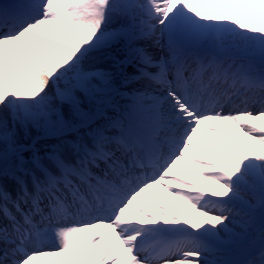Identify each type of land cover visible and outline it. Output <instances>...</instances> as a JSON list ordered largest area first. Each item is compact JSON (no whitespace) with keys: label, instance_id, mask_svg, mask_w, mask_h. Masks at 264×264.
I'll return each instance as SVG.
<instances>
[{"label":"snow or ice","instance_id":"obj_1","mask_svg":"<svg viewBox=\"0 0 264 264\" xmlns=\"http://www.w3.org/2000/svg\"><path fill=\"white\" fill-rule=\"evenodd\" d=\"M49 258L264 264V0H0V264Z\"/></svg>","mask_w":264,"mask_h":264},{"label":"bare ground","instance_id":"obj_2","mask_svg":"<svg viewBox=\"0 0 264 264\" xmlns=\"http://www.w3.org/2000/svg\"><path fill=\"white\" fill-rule=\"evenodd\" d=\"M235 17L237 19H239L241 21V23L244 22L243 18L240 17L238 14L234 13ZM258 23V22H257ZM259 123V122H257ZM233 132H235V126H232ZM201 132H203V135L205 138H207V140L209 141V143L211 144L212 148L216 151L217 155L219 156V161L216 159V157H213L209 151V148L206 144L203 143V141L200 139L199 136L194 137V143L196 144L197 147L201 148L202 151L205 152V154L208 156V159L212 161V163L217 164L219 166L220 162L222 161L224 166L226 168L230 169V166L227 163V158L225 153L219 148L216 140L214 137L211 136L210 133H208L207 131L201 129ZM20 136H21V140L22 142H24L25 140L28 141V143H31V140L26 138L23 134V131H20ZM30 136L31 137H36L38 135L35 134L34 130L30 129ZM54 140L51 139L50 142ZM44 142V141H43ZM235 146L237 147V149L241 152V154L243 155L247 149L243 144V140L242 138L237 139ZM257 147H261L259 145H257ZM181 167L185 170V172L187 173V177L189 179H191L199 188L204 189L207 193H211L212 189H213V185L206 179H204L202 176H199L195 173V171L193 169H191L188 165L184 164L183 162H181ZM4 183L8 186V188L11 190L14 186H15V182L11 180V178H8L6 181H4ZM154 191L156 193H158L161 197L160 200H157V203H163L165 207H167L170 211H172L175 215L179 216L182 220L187 217V213L189 211H191L193 213V215H195V210L192 209L191 205L181 201V200H176L175 198L170 196H166V194L163 192V189L160 188L159 186H156V188L154 189ZM146 195L150 198V199H155V197L152 195V192H147ZM137 202L140 203L142 206H144L145 208L148 209L149 212H152L153 214H157L154 212V210L147 204L145 203V201L142 198H138ZM138 215V214H137ZM158 215V214H157ZM111 231H109L108 235L105 237V240L101 243V247H103L104 245H106L108 239L111 238ZM119 245H117L118 247ZM236 258H242L240 256H237ZM50 264H53L52 259L49 258Z\"/></svg>","mask_w":264,"mask_h":264},{"label":"rangeland","instance_id":"obj_3","mask_svg":"<svg viewBox=\"0 0 264 264\" xmlns=\"http://www.w3.org/2000/svg\"><path fill=\"white\" fill-rule=\"evenodd\" d=\"M32 130H34V132H35L36 135H40V133H38L36 129H32ZM51 139H53V138H49V140H51ZM24 143H28V141L25 140ZM43 143H44L43 140H39V141H37L38 146H39V145H42ZM14 187H15V186H14ZM14 187L11 189V191L14 189ZM9 190H10V189H9ZM170 198H171V197H170ZM253 238L256 239V240L258 241V239H259V237H258V233H257Z\"/></svg>","mask_w":264,"mask_h":264}]
</instances>
